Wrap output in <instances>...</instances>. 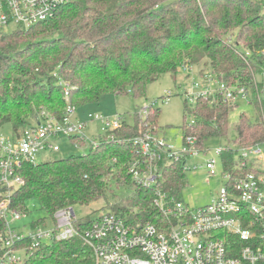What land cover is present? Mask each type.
I'll return each mask as SVG.
<instances>
[{
  "label": "trees",
  "instance_id": "1",
  "mask_svg": "<svg viewBox=\"0 0 264 264\" xmlns=\"http://www.w3.org/2000/svg\"><path fill=\"white\" fill-rule=\"evenodd\" d=\"M263 51L264 0H72L52 19L0 33V125L10 123L19 132L42 106L61 118L68 105L96 103L106 94L143 97L163 74L175 79L185 65L194 67L205 58L211 74L226 85L245 87L249 101L189 100L183 90L182 139L194 136L203 149L208 138H227L229 112L247 102L257 114H241L235 136L223 144L264 143V98L257 96ZM62 81L69 84L68 96ZM155 105L145 117L136 112L130 122L120 113L123 121L115 137H104L83 154L24 164L25 182L13 192L14 207L29 214L26 205L33 201L49 218L60 208L124 193V203L109 211L129 224L151 222L164 228L154 190L136 183L129 172L134 161L143 159L133 138L163 132ZM234 158L235 151L222 152L225 169ZM186 174L180 162L164 165L158 186L181 200ZM91 221L81 217L77 226ZM36 253L40 264H94L92 250L78 237L44 244Z\"/></svg>",
  "mask_w": 264,
  "mask_h": 264
},
{
  "label": "built area",
  "instance_id": "2",
  "mask_svg": "<svg viewBox=\"0 0 264 264\" xmlns=\"http://www.w3.org/2000/svg\"><path fill=\"white\" fill-rule=\"evenodd\" d=\"M71 1L0 0V33L12 30L8 29L11 25L29 29L52 19ZM192 68L185 65L182 70L190 74ZM258 80L260 100L264 98V64ZM61 84L68 96L69 84ZM181 90L189 100L203 97L212 103L220 97L249 101L250 96L245 87L226 85L210 72ZM172 95L167 90L138 114L147 116L156 101L167 103ZM76 109L68 105L61 118L42 111L19 132L0 133V264H40L36 252L41 246L74 237L92 250L94 264H264V167L258 168L257 161L264 143L236 146L227 142L202 149L194 136L181 137L176 144L160 134L143 132L133 138L143 159L134 161L129 172L136 183L154 190L153 202L164 217V228L151 222L129 224L111 211L99 214L87 227H78L81 217L73 207L56 210L49 223L31 224L28 230L15 227L28 215L12 202L13 192L25 182L21 174L24 164H37L42 152L60 151L63 138L75 147L87 141L89 148L95 147L104 137L113 139L123 121L120 113L105 116L90 112L79 120L73 118ZM92 122L99 124L100 133L89 138L86 132ZM225 150L235 151V163L227 169L222 159ZM174 162H180L186 172L201 169L209 177L217 173L220 163L226 183L209 203L194 207L158 186L164 165Z\"/></svg>",
  "mask_w": 264,
  "mask_h": 264
},
{
  "label": "rangeland",
  "instance_id": "3",
  "mask_svg": "<svg viewBox=\"0 0 264 264\" xmlns=\"http://www.w3.org/2000/svg\"><path fill=\"white\" fill-rule=\"evenodd\" d=\"M8 29H14L11 25ZM206 59L203 58L196 66H194L188 77L186 70H181L180 74L174 79L171 74H163L157 81L150 84L143 97H134L129 94L125 95H114L106 94L101 97L99 102L88 103L77 107L73 118L83 120L87 114H100L105 116H110L115 113H122L125 116L126 121H131L133 115L138 112L143 106L147 105L154 99L164 94L167 90H171L173 95L167 103L161 104L159 101L155 102V106L159 107V116L157 119L158 125L163 130L161 137L167 141H171L176 144H180L183 132L180 126L184 121L185 112V96L182 94L183 90L180 87H189L193 80H198V75H203L204 72H210V65L205 64ZM198 73V75H197ZM259 78V76H258ZM190 104V101H188ZM41 112L46 111L44 106L41 107ZM40 112V113H41ZM247 116H255L257 114L253 104L247 102H239L238 106L232 109L228 115V134L227 138L219 139L217 137L208 138L205 141V146L209 149L216 148L224 141L232 140L235 136L236 126L239 122V117L241 114ZM13 131L12 125L10 123H4L0 125V133L5 135H11ZM99 124L92 122L89 124V130L86 135L91 138L92 135H99ZM61 149L57 152H42L38 157V163L52 159L54 157H66L70 154H83L89 149V141H87L81 147H75L68 139L63 138L60 141ZM262 154L258 156L257 161L258 168L264 167V144L260 146ZM186 182L188 185L182 190V200L194 207L203 206L210 202L214 197L215 191L225 185L226 180L222 177V168L220 163L217 166V173L211 177L207 176L205 171L197 170L195 172H187ZM122 196L124 193L121 194ZM117 197L109 196L107 201L105 199H99L98 201L88 205V206H75L74 211L78 217H89L90 219H95L99 214L109 211L108 207L112 205L123 204L122 196ZM26 208L30 212L25 218L17 221L14 226L24 228L26 230L30 229L32 222H36L39 219H45L46 223H49L47 215L39 210L38 205L35 202H28Z\"/></svg>",
  "mask_w": 264,
  "mask_h": 264
}]
</instances>
